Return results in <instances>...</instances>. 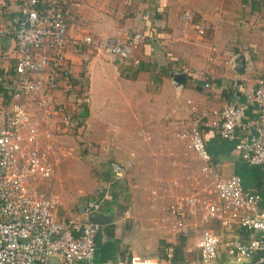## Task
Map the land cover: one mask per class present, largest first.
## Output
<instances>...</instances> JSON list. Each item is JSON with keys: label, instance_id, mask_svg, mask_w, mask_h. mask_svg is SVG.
I'll return each mask as SVG.
<instances>
[{"label": "built area", "instance_id": "built-area-1", "mask_svg": "<svg viewBox=\"0 0 264 264\" xmlns=\"http://www.w3.org/2000/svg\"><path fill=\"white\" fill-rule=\"evenodd\" d=\"M78 1L18 0L19 15L13 28L0 27V35L12 38L16 52L13 72L7 68L2 69L4 74L0 72V86L7 91L0 92V264H95L97 236L104 224L93 217L106 215L105 203L111 200L115 184L125 179L132 167L131 162L113 160L111 178L102 184L93 200L85 203L82 211L70 217L59 216L63 204L59 196L40 188L42 181L55 176L50 161L51 145L47 142L52 133L42 127L41 120L31 116L29 103L32 101L50 113L61 82L70 80L66 60L71 51L94 48L128 59L134 49L149 40L143 31L124 38L109 36L101 41L91 35L71 36L68 20L72 6L79 5ZM181 19L195 23V13L185 10ZM197 28L201 35L206 33L205 27ZM224 53L233 57L230 50ZM181 70L186 76L198 78L188 66ZM204 86L209 88L211 83L207 80ZM188 105L191 113L199 111L191 100ZM250 107L255 118L247 114ZM62 122L71 126L72 116L66 115ZM78 122L83 125V118L79 117ZM168 127L200 158L202 176L210 189L208 195L194 191L170 205L174 228L179 233L188 232L187 219L199 213L202 222L217 220L224 229L238 225L259 231L260 236H252L249 241L234 239L229 244L237 263H245L261 251L262 256L254 264H264L263 197L258 191L246 189L240 175L224 176L219 172L202 128L217 130L228 140L238 139V129H242L244 134L235 150L247 164L260 166L264 173V75L258 78L245 102L206 108L190 121L171 120ZM129 214L127 210L126 215ZM219 244V236L212 229H204L196 243L200 256L177 264H210L218 256ZM166 253L172 259L175 247H167ZM102 264H161V261L134 255L107 259Z\"/></svg>", "mask_w": 264, "mask_h": 264}, {"label": "crops", "instance_id": "crops-1", "mask_svg": "<svg viewBox=\"0 0 264 264\" xmlns=\"http://www.w3.org/2000/svg\"><path fill=\"white\" fill-rule=\"evenodd\" d=\"M78 2L79 5L72 6L68 20L69 33L73 37L91 35L98 41L109 36L124 38L135 31H143L149 35V40L134 49L131 58L128 59L94 48L68 53L66 64L70 70V79L77 78L80 74L84 76L83 72L87 71V76L90 78L89 96L92 90H95L96 84L101 83L103 90H105L103 85L109 87L106 91L112 92L111 96L118 92L123 97L133 99L134 102L139 101L138 97H143L145 106L149 110L153 108L160 110L156 116L152 112V119L158 121L168 118L166 121L168 124L169 121L178 119L190 121L195 114L201 113L206 108H221L227 103L245 102L247 94L255 88L258 78L264 75V0H79ZM185 10L195 13V23H187L181 19V13ZM18 15V0H0V27L12 29ZM199 25L205 27L204 35L198 32ZM226 50L233 52L232 58L224 53ZM0 53L3 54L0 72L4 74L5 71L2 70L4 68L13 72L16 52L15 43L10 36L0 35ZM241 55L245 56L248 63L245 71H239L237 63L232 62V59L236 61ZM183 66H188L193 73H197L198 78L187 75L184 85L179 86L174 81V74L179 71L181 73ZM115 74L119 77L124 74L125 84H129L127 81L129 79L136 85L134 84L132 90H123L118 83L113 84L112 78L116 76ZM207 80L211 83L209 88L204 86ZM3 90L5 93V88L0 86V92ZM128 93H131L130 97ZM106 97L109 98V94ZM188 100L197 104L199 111L191 113ZM87 101L84 106L89 113L90 97ZM29 104L30 108H34V103ZM136 107L137 105L134 106ZM247 114L251 118L256 116L251 107L247 109ZM167 128L169 129L168 125ZM202 128L208 145L216 150L219 172L224 176L240 175L246 189L258 191L262 195L264 209L263 170L260 166L247 164L235 150L236 143L243 137L244 131L238 129L237 134L240 137L236 140H228L217 130ZM225 140L228 142V148L222 147ZM230 145L231 150H229ZM109 178H111V170ZM125 179L115 184L111 200L105 203L107 212L104 216L109 217L110 220L103 225L102 243L111 242L113 247H103L100 253L97 247L95 264H102L107 259L134 255L143 259H159L161 264H177L182 260L195 259L200 256L196 243L204 229H212L220 238L218 256L210 264H239L229 243L234 239L249 241L252 236L261 234L259 231L238 225L224 229L216 221L205 223L206 228L200 230L191 225V219L195 217L190 216L187 219L188 232L177 234L173 231L172 236L166 241L169 242L167 246H173L183 237L182 254L179 257H175V254L170 259L167 255L164 258L157 255L156 249H162V245L153 247L154 251L148 247L143 249L124 247L123 242L128 240L124 236L125 229L123 230L122 225H119L122 223L120 217L124 216L116 212L118 194L115 191ZM85 203L87 200L74 210L70 208L65 211L64 207H61L58 214L61 217H70L82 211ZM115 212L116 214H113ZM164 242L165 240L162 244ZM261 256L262 252L257 251L242 264H254ZM53 264L59 263L53 262Z\"/></svg>", "mask_w": 264, "mask_h": 264}, {"label": "rangeland", "instance_id": "rangeland-1", "mask_svg": "<svg viewBox=\"0 0 264 264\" xmlns=\"http://www.w3.org/2000/svg\"><path fill=\"white\" fill-rule=\"evenodd\" d=\"M86 72H83L84 76L80 74L77 78L61 82L50 113L37 105L31 107V116L41 120L42 127L52 133L47 142L51 145L50 161L55 176L42 181L40 188L59 196L65 211L74 210L80 203L93 200L103 182L110 179L111 161L131 162L127 178L115 191L118 194L116 212L124 216L120 217L122 223L119 225L125 229L124 236L128 240L123 245L139 249L162 245L156 253L164 258L166 248L170 247L166 241L173 231L182 234L174 228L170 205L178 197L194 191L202 195L209 193L208 183L202 176V162L167 128L168 118L152 119V112L156 116L160 110L153 108L150 111L145 106V98L138 97L139 101L134 102L118 92L111 96L112 92L106 91L109 87L102 84L103 90L101 83L96 84L89 96L90 78ZM112 79L113 84L118 83L123 90H132L136 85L129 79V84H125L124 74ZM108 94L109 98L106 97ZM89 97L91 110L87 113L84 103H88ZM66 115L72 116V125L68 127L62 122ZM79 117L83 118L84 126L78 124ZM127 210H130L129 216L126 215ZM193 217L191 225L200 230L206 228L207 222L201 221L200 214ZM181 244V239H178L172 247Z\"/></svg>", "mask_w": 264, "mask_h": 264}, {"label": "water", "instance_id": "water-1", "mask_svg": "<svg viewBox=\"0 0 264 264\" xmlns=\"http://www.w3.org/2000/svg\"><path fill=\"white\" fill-rule=\"evenodd\" d=\"M236 63H237V69L239 71H245L248 65L244 55L237 57ZM174 81L177 83V85H183L186 81V74L185 73H175ZM93 220L100 222L102 224H105L106 222H109L110 218L105 217L103 215H98V216L93 217Z\"/></svg>", "mask_w": 264, "mask_h": 264}, {"label": "trees", "instance_id": "trees-1", "mask_svg": "<svg viewBox=\"0 0 264 264\" xmlns=\"http://www.w3.org/2000/svg\"><path fill=\"white\" fill-rule=\"evenodd\" d=\"M220 147H221V145H220ZM222 147H226V148L229 147L228 146V142L226 140H225V142H223ZM209 149H210V152L213 155V158L216 161V154H215L216 150H214V147L213 146H210V145H209ZM229 150H231V145H230ZM181 240H182V244L179 245V246H177V247H175V254H176L175 257H179L182 254V245L184 243L183 237H181ZM97 247H99V253L102 252L101 250H102L103 247H113V245H112L111 242L102 243V230H101V232L97 236Z\"/></svg>", "mask_w": 264, "mask_h": 264}]
</instances>
